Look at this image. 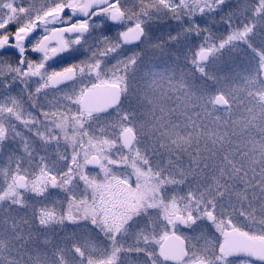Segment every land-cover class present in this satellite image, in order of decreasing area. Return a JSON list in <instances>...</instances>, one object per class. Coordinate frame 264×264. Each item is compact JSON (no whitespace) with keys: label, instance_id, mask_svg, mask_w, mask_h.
Here are the masks:
<instances>
[{"label":"rangeland","instance_id":"obj_1","mask_svg":"<svg viewBox=\"0 0 264 264\" xmlns=\"http://www.w3.org/2000/svg\"><path fill=\"white\" fill-rule=\"evenodd\" d=\"M204 2L143 0L145 36L131 52L124 115L137 141L115 159L125 169L84 173L86 182H103L107 172L110 178L106 194L88 200L81 193L80 252L72 262L108 263L102 234L90 227L95 215L97 226L116 231L115 239L127 249L118 264H141V249L163 238L169 214L188 197L191 203L212 204V231L264 234V6L260 0H223L218 16L222 7L216 0ZM24 4L0 0V36L35 16ZM245 26L252 29L245 38L229 39ZM202 48L212 49L207 64L197 62ZM217 94L228 107L215 104ZM173 193L177 203L169 204ZM30 211L19 212L20 219ZM141 258L146 262L144 254ZM112 259L110 264L120 261Z\"/></svg>","mask_w":264,"mask_h":264},{"label":"flooded vegetation","instance_id":"obj_2","mask_svg":"<svg viewBox=\"0 0 264 264\" xmlns=\"http://www.w3.org/2000/svg\"><path fill=\"white\" fill-rule=\"evenodd\" d=\"M142 4L143 0H108L82 16L78 8L85 0H25L24 8L35 13L19 27L30 31L27 40L18 45L13 25L0 36V264H42L41 258L64 264L57 261H74L80 252L81 193L88 200L99 192L106 194L110 178L107 172L103 182H86L84 173L125 169L117 165L118 153L130 151L137 141L124 115L131 52L145 36ZM215 5L222 7L219 16L223 3L216 0ZM112 12L118 19H112ZM137 25L143 35L131 43L125 34ZM97 87H108L110 99L118 95L117 104L106 112L88 111L82 105L85 94ZM127 129L134 134L131 149L122 142ZM92 156L99 160L94 168L88 166ZM107 196L111 201L110 193ZM177 199L173 193L169 204ZM190 200L185 198L169 214L163 238L141 249L146 260L139 257L141 264H264V258L224 252L227 228L212 231L216 219L207 218L212 204ZM26 210L31 211L20 219ZM178 214L184 220L177 221ZM98 222L100 217L93 215L90 227L105 239L100 236L106 264L112 257L120 260L114 264L120 263L127 249L115 239L116 231L102 230ZM237 229L264 240V234ZM110 240L117 245L112 247Z\"/></svg>","mask_w":264,"mask_h":264},{"label":"water","instance_id":"obj_3","mask_svg":"<svg viewBox=\"0 0 264 264\" xmlns=\"http://www.w3.org/2000/svg\"><path fill=\"white\" fill-rule=\"evenodd\" d=\"M107 1L108 0H85L86 4L83 6H80L78 8V11L80 15L86 16L89 10L95 7L101 6L105 4ZM113 17H118V14L116 15L115 12H112V19ZM113 20H116V19H113ZM131 29H134V31L130 32V29H129L126 33L127 38L129 42L136 43L141 39L143 35V30L140 26L139 27L135 26ZM29 35H30V31L27 28L19 29L16 33V41L18 45L24 44V42L27 40ZM211 53L212 51H210L207 54L206 58L204 59H201L198 54L197 62L200 64L208 63L210 60ZM261 78L264 80V65L262 68ZM109 95H110V90L108 87L94 88L85 94L82 100V105L88 111L106 112L111 107L115 106L118 102V95H116V97L113 99H110ZM215 104L221 108H226L229 106V103L226 101L225 97L222 94L216 95ZM133 141H134L133 132L130 129L123 131L122 142L124 146L126 148H131ZM98 165H99V160L97 156H92L89 159L88 166L97 167ZM178 216L181 217V219H177ZM207 218L209 222H212L215 219V215L210 212L208 213ZM176 220L182 221L184 220V218L180 214H178L176 216ZM169 239L170 238H167L162 245L163 254H164V250L169 244ZM222 250L230 254H235V255L249 254L255 258L263 259L264 258V240H261L260 238H256V237H251L236 228H231V229H227L224 233V242L222 244Z\"/></svg>","mask_w":264,"mask_h":264},{"label":"snow or ice","instance_id":"obj_4","mask_svg":"<svg viewBox=\"0 0 264 264\" xmlns=\"http://www.w3.org/2000/svg\"><path fill=\"white\" fill-rule=\"evenodd\" d=\"M220 3H223V0H219ZM260 5L261 6H264V0H260ZM257 11H259V9H257ZM113 19H118V17H113ZM137 27H139V25H137ZM131 31H134V29H130V32ZM252 31V29L248 26H245L242 30L239 31V33H233L231 36H229V39L230 40H235V39H243L245 38L250 32ZM126 35V38H127V34ZM212 49L211 48H202L200 51H199V57L201 59H204L206 58L207 54L211 51ZM67 72H71L72 69H67L66 70ZM177 219H181V217H177Z\"/></svg>","mask_w":264,"mask_h":264},{"label":"clouds","instance_id":"obj_5","mask_svg":"<svg viewBox=\"0 0 264 264\" xmlns=\"http://www.w3.org/2000/svg\"><path fill=\"white\" fill-rule=\"evenodd\" d=\"M262 64H264V58H262Z\"/></svg>","mask_w":264,"mask_h":264}]
</instances>
